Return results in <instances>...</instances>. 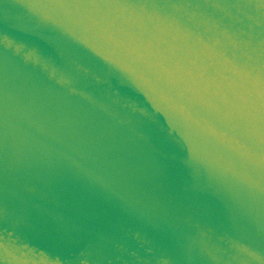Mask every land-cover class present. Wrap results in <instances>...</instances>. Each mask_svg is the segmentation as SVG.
I'll return each instance as SVG.
<instances>
[{"label": "water", "instance_id": "95a60500", "mask_svg": "<svg viewBox=\"0 0 264 264\" xmlns=\"http://www.w3.org/2000/svg\"><path fill=\"white\" fill-rule=\"evenodd\" d=\"M0 264H264V0H0Z\"/></svg>", "mask_w": 264, "mask_h": 264}]
</instances>
